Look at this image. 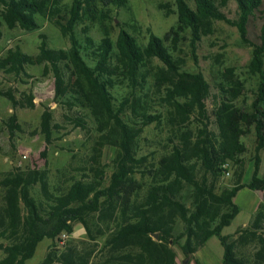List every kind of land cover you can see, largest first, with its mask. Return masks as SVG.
Listing matches in <instances>:
<instances>
[{"label":"trees","instance_id":"obj_1","mask_svg":"<svg viewBox=\"0 0 264 264\" xmlns=\"http://www.w3.org/2000/svg\"><path fill=\"white\" fill-rule=\"evenodd\" d=\"M228 1L193 0L191 6L187 0H175L176 25L163 37L149 31L147 43L140 46L123 27L119 28L114 43L108 37L95 43L88 34L89 25L81 27L80 38L76 31V27L86 21L109 19V6L121 7L127 0H71V6L65 13H61L60 0H0L3 7L1 18L6 25L26 30L36 28L34 15L42 12L46 3L50 2V15L55 16V24L68 36L69 48L53 49L41 41L38 54L31 56L16 45L0 61V69L19 77L26 66L43 63V73H52L53 76L54 98L65 107L88 109L98 120L108 116L120 127L126 128L118 116L129 99L125 98L114 112L115 99L111 90L116 85H125L133 95L146 82V63L157 58L163 66L156 73L155 82L158 86L166 85L163 99L170 108L172 123L181 125L194 112L205 118L194 135L183 136L179 143L172 146L169 154L159 159L157 173L162 178L161 182L151 188L145 201L135 207L133 215L123 220L105 238L109 264H176L172 245L179 244L185 259H188L212 236H216L223 247L220 264H250L236 256L233 243L228 242L229 236L221 234V231L239 212L233 199L240 189L246 187L261 192L264 206V177L258 175V154L255 155L249 182L243 183L238 179L230 189L220 194L213 191L207 177L196 179V172L199 166L205 175L217 177L225 173L227 164L241 163L239 156L245 152L241 136L251 128L256 136V153L264 148V0H233L239 13L234 24L242 36H246L250 17L258 12L262 19L261 43L254 45L251 62L259 83L248 109L234 103L240 93L238 88L223 89L219 103L214 105L211 122L210 116L206 115L205 104L210 96L209 83L202 73L183 70L164 43L168 39L173 44L177 43L181 33L188 30L191 47L195 49L205 20L229 22L220 11ZM0 95L8 99L14 109L35 106L31 93L21 91L16 97L10 90L0 89ZM67 120L75 127L87 128L80 117L69 116ZM16 121V114L13 113L9 117L10 125H16ZM153 121L158 122L159 116L143 115L138 129L131 132L123 130L125 140H121V150L115 157L117 170L112 174L108 187L102 190L96 189L98 181L89 183L77 179L65 191L53 192L49 188L45 167L14 169L4 173L0 178V186L5 188V205L0 208V238L4 240L0 243L3 252L0 264H25L34 254L39 241L47 237L54 242L62 232L70 233L75 221L83 224L88 236L93 237L89 218L94 212L101 214L106 204L108 208L105 210L110 214L109 206L114 197L126 209L132 189L130 174L139 163L130 150V139L142 126ZM210 123L215 129L209 128ZM40 128L45 140H49L53 124L52 114L47 109L41 114ZM41 155L45 157L44 152ZM92 161L94 165H99V155H94ZM99 173L101 171L95 169V174ZM183 182L194 187L192 210L177 198ZM33 185H38L39 197L30 194L29 188ZM261 214L258 210L251 227H258ZM178 219L184 223V229L175 235L174 226ZM215 220L217 222L213 224ZM153 233L158 234L156 240ZM181 239H184L183 242H180ZM127 248L135 252H121ZM88 260L76 254L74 249L60 253H53L50 249L39 264H88Z\"/></svg>","mask_w":264,"mask_h":264},{"label":"rangeland","instance_id":"obj_2","mask_svg":"<svg viewBox=\"0 0 264 264\" xmlns=\"http://www.w3.org/2000/svg\"><path fill=\"white\" fill-rule=\"evenodd\" d=\"M187 1L193 6V0ZM60 6L61 13H65L71 6V0H60ZM50 8V2L46 3L42 12L34 15L36 28L26 30L19 26L9 28L1 18L3 7L0 4V61L7 51L16 45L23 53L31 56L38 54L41 41H45L47 46L53 49L69 48L68 36H65L55 24V16L50 15ZM109 9L111 10L109 19L96 18L91 23L86 21L78 25L76 27L78 38L81 37L79 34L81 27L89 25L88 34L95 43L106 37L114 43L119 28L123 27L140 46H145L149 31L163 37L177 22L175 0H127L124 6L112 5ZM220 11L229 22L221 19L205 20L202 35L196 42L195 49L191 47L188 30L181 33L177 43L173 44L169 39L164 41L169 53L183 70L200 72L209 83L210 96L205 104L206 115L210 116L211 122L214 119L212 115L214 105L219 103L223 89L238 88L240 93L234 103L248 109L259 83L258 74L253 70L251 62L254 45L261 43L260 13L257 12L250 17L246 26V36H242L234 24L239 16L236 2L229 0ZM162 66L157 58L149 59L145 67L146 82L133 95L125 85H116L111 90L115 99L114 112L125 98L129 99L118 116L126 128L120 127L108 116L98 120L88 109L80 107L70 109L61 104L54 98L52 73H43V63L26 66L25 72L19 77L0 69L2 91L10 90L16 97L21 91L26 94L31 93L35 103L34 108L14 109L9 100L0 95V178L7 171L14 169L45 167L48 171L49 188L53 192L65 191L77 179L89 183L98 181L96 189L102 190L108 187L112 174L117 170L115 157L121 150L119 147L121 140H125L123 130L138 129L143 115L159 116L158 122L153 121L142 126L141 130L130 139V150L134 157L139 159V163L130 174L132 189L127 208L124 209L120 200L114 197V201L109 206L110 214L105 210L108 208L106 204L101 214L94 212L89 218V228L93 237L88 236L83 224L75 221L72 224V231L62 232L54 242L47 237L39 241L34 254L25 261V264H39L50 249L53 253L74 249L76 254L89 259L88 264H109L108 247H104L105 238L123 220L132 216L135 207L145 201L151 188L161 182L162 178L157 173L159 159L169 154L172 146L179 143L183 136L194 135L201 127V121L205 120L194 112L185 123L181 125L172 123L170 108L163 99L166 85L158 86L155 82V75ZM44 109L52 114L53 129L49 140H45L40 128ZM13 113L16 114L17 121L16 125L12 126L9 117ZM69 116L80 117L86 122L87 128L83 130L73 126L67 120ZM209 128L215 129L214 124L210 123ZM241 141L245 145V152L239 156L242 162L227 164L228 174L225 171L217 177L205 175L198 166L196 179L207 177L208 183L217 194L230 189L238 179L243 182L244 176L245 179L249 176V182L256 154L260 158L258 175L260 178L264 177V148L256 153V136L253 128L241 136ZM43 152L45 157L41 155ZM25 154L26 157H23ZM96 154L100 159V164L97 166L92 161ZM95 169H99L101 173L96 175ZM244 191L235 196L239 213L222 229L221 234L229 236L228 242L233 243L236 256L250 264H264L263 201L261 200L255 210L258 199L255 196L248 197ZM29 192L32 196L39 197L38 185L31 186ZM193 193L194 187L183 182L177 195V198L190 210L193 206ZM4 195L5 188L0 186V208L5 205ZM261 198L263 199L262 194ZM19 205L23 209V204ZM258 210L262 214L258 227L253 228L250 225ZM216 222L217 220L213 224ZM183 229L184 223L178 219L174 226L175 235ZM102 232L104 233L101 234ZM183 240L181 239L180 242ZM3 241L0 238V243ZM172 248L176 255V264H209L216 259L222 260L223 247L216 236L209 238L205 245L188 259H185L179 244L172 245ZM121 252L133 253L135 250L127 248ZM2 255L0 249V257Z\"/></svg>","mask_w":264,"mask_h":264},{"label":"crops","instance_id":"obj_3","mask_svg":"<svg viewBox=\"0 0 264 264\" xmlns=\"http://www.w3.org/2000/svg\"><path fill=\"white\" fill-rule=\"evenodd\" d=\"M246 176H247V174H246ZM247 178V177H246ZM248 178H249V176H248ZM248 178L247 179H245V176H244V180H243V183H247L248 182ZM245 190V191H244ZM241 191H244L245 192V195L246 194H248L247 196L248 197H256L257 199H258V204H257V206H256V208H255V210L257 209V207L259 206V204L261 203V200H262V198H261V194H260V192L259 191H255V190H251V189H249V188H242V189H240L237 193H239V192H241ZM248 191V192H247ZM233 201H234V203H235V197H234V199H233ZM236 204V203H235ZM254 210V211H255ZM239 211H240V209H239ZM239 213V212H238ZM254 213V212H253ZM244 226H246V225H244ZM197 253V252H196ZM195 253V254H196ZM194 254V255H195ZM222 255H223V252H222ZM192 261V260H191ZM220 261L221 260H219V261H217V259L215 260V261H213V262H209V264H219L220 263ZM193 263V262H192ZM197 264V263H196Z\"/></svg>","mask_w":264,"mask_h":264},{"label":"water","instance_id":"obj_4","mask_svg":"<svg viewBox=\"0 0 264 264\" xmlns=\"http://www.w3.org/2000/svg\"><path fill=\"white\" fill-rule=\"evenodd\" d=\"M158 234L157 233H153V238H157Z\"/></svg>","mask_w":264,"mask_h":264},{"label":"built area","instance_id":"obj_5","mask_svg":"<svg viewBox=\"0 0 264 264\" xmlns=\"http://www.w3.org/2000/svg\"><path fill=\"white\" fill-rule=\"evenodd\" d=\"M23 157H26V154H25ZM226 172H227V174H228V171H226Z\"/></svg>","mask_w":264,"mask_h":264}]
</instances>
